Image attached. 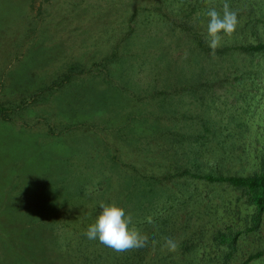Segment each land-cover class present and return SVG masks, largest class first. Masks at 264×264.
<instances>
[{
	"label": "rangeland",
	"instance_id": "374dc122",
	"mask_svg": "<svg viewBox=\"0 0 264 264\" xmlns=\"http://www.w3.org/2000/svg\"><path fill=\"white\" fill-rule=\"evenodd\" d=\"M193 1L0 0V264H264V213L246 232L243 191L192 175L251 170L264 83L232 47L264 0Z\"/></svg>",
	"mask_w": 264,
	"mask_h": 264
},
{
	"label": "trees",
	"instance_id": "16d2710c",
	"mask_svg": "<svg viewBox=\"0 0 264 264\" xmlns=\"http://www.w3.org/2000/svg\"><path fill=\"white\" fill-rule=\"evenodd\" d=\"M161 4H163L165 7L169 8L171 11L173 10V7L170 5V0H160ZM206 0H195L193 3L196 4H191V13L193 10L196 8H201L202 11H206L207 14H209L211 11V15H214L216 12L221 13V11L224 9L226 5H224V2L226 0H222L221 2V8L217 5H212L213 8H208L207 5L204 3ZM239 0H237L238 2ZM259 16L258 19H256V22H261L264 24V13L255 11ZM263 13V14H262ZM182 29L191 31L192 38L191 40L195 44V42L198 44L199 47L205 48V50H210L214 52L215 54H221L223 51H228L229 49L225 47L224 49L217 48L215 46L207 47L205 45L204 41L202 40L200 34L196 31L191 30L192 25L187 23V19H182ZM213 22V29L217 26L218 23V18L212 20ZM220 24V23H219ZM243 25L240 26L242 29ZM211 29V28H210ZM221 32H228L230 31H235L238 33L239 29H237L234 26L231 27H226L219 29ZM230 30V31H229ZM260 38V37H259ZM257 37V40L250 41L248 43H243V44H236L233 45V49H238L242 53H247L250 55V57L254 56L255 58L258 57L257 63L253 66L252 69H248L250 71L245 72L244 75H241V80H251L253 82L258 81L257 85L259 86V81L262 80L264 83V68L261 67V62L264 60L262 56L264 55V39H259ZM225 51V52H226ZM4 110L3 105L0 103V113ZM6 110V109H5ZM2 116V115H1ZM3 118L7 119V116H2ZM243 119H245L244 116H242ZM264 125V124H261ZM264 128V126L262 127ZM261 128V129H262ZM260 129V130H261ZM257 130L256 137L254 141H250L249 149L247 151L248 157L252 161L251 165V170L247 174L243 173H238V174H231V173H223V172H208L206 174H192L196 178L204 179L208 182H225L230 184L233 187L240 188L246 199L248 200V207L250 211L246 212V216L244 217L246 222H244L245 226H248L245 231H255L257 232L259 229V222L261 219V215L264 213V130L260 131ZM179 133V131H177ZM227 136V135H226ZM191 139H194L196 143H199L203 139V135L201 132H196L195 135H191ZM201 143V142H200ZM215 161L208 160V164L212 166L213 171H217V165L214 163ZM220 169V168H218ZM221 170V169H220ZM185 174H190L188 171L184 170ZM218 173V174H217ZM83 187V185H82ZM80 187V200L78 206H83L85 205L83 201L87 199L89 196L88 192H84V190ZM83 190V191H82ZM79 192V193H80ZM255 210V212H252ZM250 215H253L250 216ZM147 217V216H145ZM251 217V218H250ZM243 222V219H242ZM242 231L238 230L234 232V234H220L221 236V241L224 243L226 250L225 252L227 257H231L234 250H236L237 247V238L241 234ZM83 237H87L88 233L87 231L82 232ZM72 239V238H71ZM222 251H218L217 254H220ZM263 255V252H256V253H250L244 260L239 261L236 264H248L252 259L259 258L260 256ZM213 262H221V263H213ZM223 264L222 258H218L217 260L214 261L213 258L209 259V262L207 264Z\"/></svg>",
	"mask_w": 264,
	"mask_h": 264
}]
</instances>
